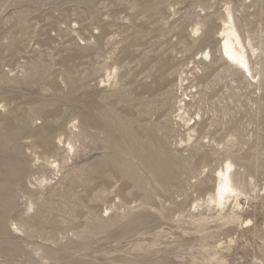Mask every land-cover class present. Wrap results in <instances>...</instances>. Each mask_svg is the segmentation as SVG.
I'll return each instance as SVG.
<instances>
[{"label": "rangeland", "instance_id": "rangeland-1", "mask_svg": "<svg viewBox=\"0 0 264 264\" xmlns=\"http://www.w3.org/2000/svg\"><path fill=\"white\" fill-rule=\"evenodd\" d=\"M227 156L234 222L203 205ZM0 212V264H264V0H0Z\"/></svg>", "mask_w": 264, "mask_h": 264}, {"label": "bare ground", "instance_id": "bare-ground-1", "mask_svg": "<svg viewBox=\"0 0 264 264\" xmlns=\"http://www.w3.org/2000/svg\"><path fill=\"white\" fill-rule=\"evenodd\" d=\"M223 24H224L223 28L221 29L219 34L221 38L219 43V52L221 58H223L226 61V64L234 65L237 68V70H239L244 76H246L247 74L249 77H251V79L255 80V77L252 74V68L250 66L246 44L249 46L252 56L256 54L257 50L250 44L249 37H247L246 43L242 40L241 36L239 35L235 27L233 16L229 9H227V18L223 20ZM199 30L200 29L196 28L194 32L197 33ZM201 54H203V52H201ZM192 63L195 64V61H192ZM116 71L117 68H114L112 73H116ZM112 73L110 74V77L112 76ZM182 74L184 75L183 78H182ZM182 74L179 76V84L178 87L176 88V91H180V97L176 98L177 103H175L174 118L177 119V121L182 124L181 126L183 129L185 128L187 130V140L190 141L194 137V133H195L193 126L200 118L199 112H195L194 114L190 115L188 111V107H189L188 104L191 101V99H194L193 93L194 94L197 93L196 91L197 84L195 85L194 83H191L192 81L188 82L189 78L186 72H182ZM165 85L166 83L159 84L157 85V88L161 89ZM190 95H192L191 98H189ZM45 141L46 139L42 137L41 143ZM59 142H61L60 138H59ZM72 149H73L72 145L68 143V147H67L68 154L72 151ZM46 163L49 164L47 161ZM235 166H236V162L234 158H232V156H227L224 158L221 167L217 170V172H215L214 175L215 186L212 192L208 194L206 200L203 202V205H206L207 207H213L216 208L217 210H220L222 216L224 215L233 216L232 218L230 217L231 219L229 218L227 219L226 217V220L228 222H234L237 218H239L237 212L238 210H242V205L239 200L245 195L244 192L239 188V185L237 186V184L234 182V177L238 175ZM57 167L58 165H55V168ZM10 169H11V175L8 176L6 182V185L9 187L15 185L20 180L22 181V178L24 177V173H25L22 167H20V165L14 161L11 162ZM44 181H48V179L44 177H42L41 180L36 179V182L38 183ZM29 185H30L29 189H33V186L31 184ZM3 217H1L2 220L5 219V217L4 218ZM246 222L248 224L251 223L249 220Z\"/></svg>", "mask_w": 264, "mask_h": 264}]
</instances>
